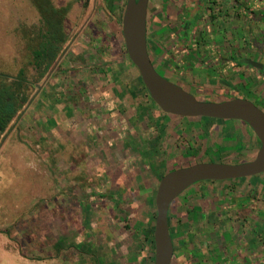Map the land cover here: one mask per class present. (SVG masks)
Segmentation results:
<instances>
[{"label":"rangeland","instance_id":"rangeland-1","mask_svg":"<svg viewBox=\"0 0 264 264\" xmlns=\"http://www.w3.org/2000/svg\"><path fill=\"white\" fill-rule=\"evenodd\" d=\"M49 2L61 13L67 43L39 81L30 63V40L41 28L37 2L10 0V16L0 17L5 31L0 30V72L15 76L23 68L34 85L0 138V264H146L145 236L154 229L160 178L197 161L244 163L260 146L242 123L183 118L175 126L163 120L124 54L127 0ZM163 35L148 40L150 57L157 71L175 82ZM239 81L233 86L237 82L229 78L219 83L201 78L194 86L201 101L252 92L264 109V82ZM242 133L254 142L240 140ZM221 186L225 194L231 188L235 193L221 198ZM181 196L174 213L188 212L181 222L188 226L172 221L173 264L194 257L205 261L209 250L214 252V225L224 227L226 221L234 222L235 232L230 264L263 257L264 176L201 182ZM243 197L250 208L242 219L234 209L214 213L217 201L235 205Z\"/></svg>","mask_w":264,"mask_h":264},{"label":"water","instance_id":"water-1","mask_svg":"<svg viewBox=\"0 0 264 264\" xmlns=\"http://www.w3.org/2000/svg\"><path fill=\"white\" fill-rule=\"evenodd\" d=\"M149 0H127L122 18V37L126 55L136 68L152 102L169 116L203 118L217 121H239L254 133L260 147L248 162L195 163L166 173L156 188V216L153 229V264H172L174 246L169 228L173 202L185 191L201 182H227L264 174V112L253 102L233 98L220 102L201 101L182 87L164 78L152 64L147 47V8ZM245 63L260 68L250 60Z\"/></svg>","mask_w":264,"mask_h":264},{"label":"crops","instance_id":"crops-1","mask_svg":"<svg viewBox=\"0 0 264 264\" xmlns=\"http://www.w3.org/2000/svg\"><path fill=\"white\" fill-rule=\"evenodd\" d=\"M0 2V17L10 16V0H6V5L4 3L5 0H0ZM0 25V30L5 32L2 21H0ZM204 28L202 27V32ZM212 38L211 47L213 45L214 48L215 83L229 78L232 82H237V84L232 83L233 86H236L240 82V77L246 82L245 78L251 80L255 75H257L259 80H263L264 74H259V72H255V69L244 68L239 65L243 59L264 64V0H214V36ZM202 43L200 50L201 58H199V62L196 65L205 68L210 65V62L207 60L206 55L208 54L203 48L205 46L208 47L209 42L204 40ZM1 62L3 61L0 60ZM202 84L205 85V82H202ZM220 91L222 92V90ZM163 117V120L175 123V126L184 121L183 118H176L179 121L175 122V120L169 119L171 116L167 117L166 114ZM171 128L175 129V127ZM200 135L203 136V133L200 132ZM249 141L250 143L254 142L251 138H249ZM228 210L230 209H227L226 206H220V202L214 203V213H216V216L219 214V211L220 214L225 215L224 213L228 212ZM216 220H218V217ZM233 223L228 224V221H226L224 227L214 225V252L209 250V253L206 254L207 259L203 262L198 261V257H196L197 259L194 257L193 260L190 259V264H230L229 259L235 257V251L229 248L232 241L231 238L235 233ZM227 246L228 249L225 250ZM206 248L209 247L205 246Z\"/></svg>","mask_w":264,"mask_h":264},{"label":"flooded vegetation","instance_id":"flooded-vegetation-1","mask_svg":"<svg viewBox=\"0 0 264 264\" xmlns=\"http://www.w3.org/2000/svg\"><path fill=\"white\" fill-rule=\"evenodd\" d=\"M202 27H205L203 32ZM147 30L148 40H154L159 32L164 34L165 61L168 63L172 76H176L177 79L174 82L170 80L171 78L162 75L164 78L183 89H189L194 96H197L198 91L194 86V81L201 80V78L210 82L214 81V48L213 45L211 47L212 36H214V0H149ZM204 40L209 42V46L203 49L208 54L206 56L210 65L202 68L196 63L201 58L200 50ZM243 60L239 66L255 69V72L264 74L263 63L250 60L262 66L255 68ZM255 76L251 80L245 78V83L256 80L264 82V78L259 80L257 75ZM240 95L239 93L234 98ZM247 95L244 94L242 98L253 102L264 112V109L254 100L253 93L250 92Z\"/></svg>","mask_w":264,"mask_h":264},{"label":"trees","instance_id":"trees-1","mask_svg":"<svg viewBox=\"0 0 264 264\" xmlns=\"http://www.w3.org/2000/svg\"><path fill=\"white\" fill-rule=\"evenodd\" d=\"M34 1L37 2L38 7H39L38 9L41 12V20H40L41 28H39L37 32L32 34L33 37L30 40V42L32 43V46L30 48V59H31L30 63L32 67L35 69V71L37 72L36 80L39 81L55 66L56 62L63 54L65 45L67 43V36L63 30L62 18L60 17L61 13L59 12V10L54 8L49 2V0H34ZM147 44H148V31H147ZM148 53L150 56L149 48H148ZM124 54L127 58L125 47H124ZM128 62L131 65V67L135 68L129 60ZM152 64L155 66V62L153 60H152ZM33 87L34 85L32 84V82H30L26 74V71L23 68H21L15 76H11L9 74L0 72V138L5 133V131L8 129L12 121L15 120L17 116L19 115L23 106L27 102V92L29 91L30 88H33ZM147 95L149 96L148 93ZM233 98L234 97H232V99ZM236 98H239V97H236ZM220 101H223V100H219V102ZM153 105L155 104L153 103ZM155 107L159 110V108L156 105ZM175 118L182 119L179 117H175ZM199 119L201 120L203 118H199ZM214 121L218 122L217 120H214ZM224 122L241 123L239 121H224ZM246 127L250 132H252L248 128V126ZM171 134L174 135L173 130L171 131ZM239 138L243 142L249 141L248 135L244 133H242ZM188 140H190V138H188ZM257 142L259 144L258 140ZM198 162L199 161H197L196 163ZM218 163H225V162L219 161ZM230 164H238V163H230ZM184 166L185 165H181L180 167H184ZM174 169L175 168H172L169 171H172ZM169 171H167L166 173H168ZM261 176H264V174H262ZM248 179H251V178H248ZM241 180L227 181V182H222V183H233L235 181L237 182ZM241 188L242 190H245L243 186H241ZM219 189H220L219 196L221 198L223 196H228L227 194L235 193L233 192L232 188L227 189V191H225L227 192L226 194L222 191V189H224L222 186ZM181 199H182V196H180L177 200H175V202H173L170 212H169V228H170V235H171L173 246L176 245L177 240L174 239L172 236V230H171L172 221H174V219H177L178 225L180 223V225L183 226L184 229H186L188 226L187 224L181 223L183 221L182 219L187 216L188 212L175 214L176 211L178 212V209H177L178 207H176V210H175V206L180 205L182 201ZM249 201L250 200L248 198L243 197V198L237 199L235 205H229L225 199L224 205H226L227 209L236 210L238 217L242 219L241 218V216L243 217L242 211L243 210L247 211V209L250 208ZM155 216L156 214L154 212L152 216L153 219H155ZM245 217L247 216L245 215ZM126 228L131 229V226L129 224H126ZM145 241L147 244V249H146V253L143 256L145 257L146 264H153V258H154L153 232H149V234L145 236ZM257 261L260 262V264H264V255L263 257L258 256L256 258V261H253V259L252 260L249 259L248 264H254ZM190 263L191 261H188V264ZM172 264H173V261H172Z\"/></svg>","mask_w":264,"mask_h":264}]
</instances>
